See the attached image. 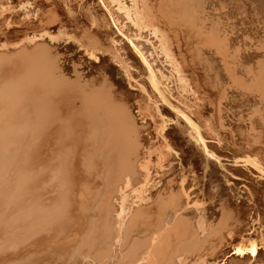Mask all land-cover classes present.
<instances>
[{"label": "bare ground", "instance_id": "1", "mask_svg": "<svg viewBox=\"0 0 264 264\" xmlns=\"http://www.w3.org/2000/svg\"><path fill=\"white\" fill-rule=\"evenodd\" d=\"M259 177L264 0H0V264H261Z\"/></svg>", "mask_w": 264, "mask_h": 264}, {"label": "rangeland", "instance_id": "2", "mask_svg": "<svg viewBox=\"0 0 264 264\" xmlns=\"http://www.w3.org/2000/svg\"><path fill=\"white\" fill-rule=\"evenodd\" d=\"M259 178H260V177H259ZM260 179H263V178H260ZM260 179H259V180H260ZM263 180H264V179H263ZM241 187H244V185H242ZM246 189H247V187H246ZM263 207H264V206H260V210L264 211V210H263ZM255 224H257V222H256ZM257 225H258V224H257ZM257 225H256L251 231H249L250 233L248 232L247 235H248V234L251 235V234H253V233L255 232L256 229H259L260 226H257ZM263 248H264V246H263V247L259 246V247H258V251H259V252H260V251L262 252V249H263ZM263 250H264V249H263ZM233 254H234V253H233ZM233 254L231 253V254L228 255L227 257H231ZM223 264H224V263H223ZM261 264H264V262H262Z\"/></svg>", "mask_w": 264, "mask_h": 264}]
</instances>
